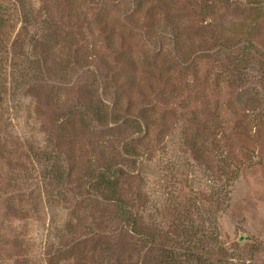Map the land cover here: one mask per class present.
<instances>
[{"label": "rangeland", "instance_id": "obj_1", "mask_svg": "<svg viewBox=\"0 0 264 264\" xmlns=\"http://www.w3.org/2000/svg\"><path fill=\"white\" fill-rule=\"evenodd\" d=\"M167 255L264 264V0H0V264Z\"/></svg>", "mask_w": 264, "mask_h": 264}, {"label": "trees", "instance_id": "obj_2", "mask_svg": "<svg viewBox=\"0 0 264 264\" xmlns=\"http://www.w3.org/2000/svg\"><path fill=\"white\" fill-rule=\"evenodd\" d=\"M121 172V169L117 170L112 165H109L107 170L105 169L102 175L98 178L97 187L99 190H107L113 200L119 203V209L123 214V222H127L129 225L132 224L134 229L136 224L134 215L130 208L126 205L125 201L122 199L119 190L118 180L120 178L119 176ZM167 258L172 261V264H181L178 261H174V257L172 255H167Z\"/></svg>", "mask_w": 264, "mask_h": 264}]
</instances>
